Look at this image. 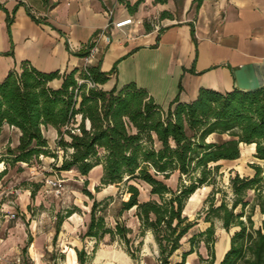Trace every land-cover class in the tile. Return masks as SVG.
Here are the masks:
<instances>
[{
  "label": "trees",
  "instance_id": "trees-1",
  "mask_svg": "<svg viewBox=\"0 0 264 264\" xmlns=\"http://www.w3.org/2000/svg\"><path fill=\"white\" fill-rule=\"evenodd\" d=\"M60 77V87L49 85ZM107 78L99 62L63 74L40 72L27 62L19 71H10L0 81V134L4 126H10L18 128L20 135L17 145H7L6 156L0 158L7 164L4 171L9 165L29 163L40 155L58 160V154L48 150L44 134L49 126L54 127L57 147L63 152L59 162L53 164L55 170L74 169L87 176L101 165L102 185L125 187L127 197L120 201L113 228L106 226L104 200H97L84 189L92 200L84 235L99 240L109 234L111 240L119 237L129 244L132 229L119 217L135 209L142 232L150 231L154 237L160 264H171L183 238L198 224L197 218L190 220L184 214L188 199L199 187L214 185L221 161L239 158L241 145L254 143L253 156L263 164L252 163V175L236 173L230 178V203L222 198L215 205L210 199L204 216L208 226L189 236V247L174 264H186L200 242L210 252L207 259L198 254L201 261L215 264V219L227 232L235 229L218 264H264V218L258 225L253 219L257 210L264 215V87L247 91L235 88L225 93L201 88L194 100L180 102L176 97L163 109L145 89L134 84L121 90H104L100 85ZM80 80H89L93 86ZM212 134H227L229 138L207 140ZM175 172L181 179L174 189L166 180ZM133 181L146 183L155 198L140 200V189ZM84 183L87 185L88 180ZM249 191H253L251 197ZM76 211H68L66 217ZM63 220L60 216L58 225ZM78 258L82 263L83 251H78Z\"/></svg>",
  "mask_w": 264,
  "mask_h": 264
},
{
  "label": "crops",
  "instance_id": "crops-1",
  "mask_svg": "<svg viewBox=\"0 0 264 264\" xmlns=\"http://www.w3.org/2000/svg\"><path fill=\"white\" fill-rule=\"evenodd\" d=\"M137 1L0 0V81L23 62L44 73H70L96 45L92 63L99 62L108 77L101 88L134 84L163 109L176 97L194 100L201 88L225 93L264 87V0H142L135 6ZM126 19L132 23L115 26ZM61 83L60 77L49 85ZM8 129L17 144L19 129ZM47 130L57 136L54 127ZM227 248L216 253L215 264ZM69 250L70 263H77L83 250ZM193 254L186 264L189 257L194 262Z\"/></svg>",
  "mask_w": 264,
  "mask_h": 264
},
{
  "label": "rangeland",
  "instance_id": "rangeland-1",
  "mask_svg": "<svg viewBox=\"0 0 264 264\" xmlns=\"http://www.w3.org/2000/svg\"><path fill=\"white\" fill-rule=\"evenodd\" d=\"M78 118V117H77ZM4 132V133H3ZM48 141V150L58 154V160L51 155L33 157L29 163L18 162L9 165L0 162V260L4 264H71L70 248L83 250L84 260L75 264H160L158 246L150 231L142 232L140 223L135 216V209L122 212L119 220L132 229L129 233L131 241L124 243L119 237L111 240L109 234L94 239L85 236L90 221L92 200L84 189L90 190L97 200H104V214L107 227H114L116 216L120 209V201L126 198L123 184H101L102 169L94 168L87 176L80 175L76 170L58 171L53 164L59 162L63 154L57 147L58 133L44 130ZM15 134L12 129L0 134V158L6 156L7 145L15 147ZM227 134L209 136L207 140L220 142L228 139ZM257 161L249 146L242 145L241 155L235 160L221 161L219 174L214 185L199 187L187 201L184 214L190 220L197 218L198 224L182 240V248L171 257V264L180 260V253L189 247L188 238L198 230L205 229L209 223L204 221L210 199L218 205L222 198L231 202L233 194L229 180L236 173L252 175V163ZM57 177L63 181V189L56 192L48 187L45 180ZM88 180L86 185L84 182ZM178 172L173 173L167 184L177 188L180 183ZM184 179V177H183ZM140 189V200L155 198L150 194V187L144 182H135ZM99 186V190H96ZM33 191V196L31 195ZM253 191H249L251 197ZM77 211L66 217L68 211ZM14 218H10L11 214ZM63 216V224L58 225L59 217ZM264 215L259 211L253 215L256 225L260 224ZM216 242L213 246L215 263H217L216 246L221 245L225 250L230 233L221 221L215 219ZM13 230V231H12ZM221 241V242H220ZM219 243V244H218ZM217 246V247H218ZM194 262L188 258L187 264H205L204 259L210 257V252L204 242L196 244ZM201 252V253H200ZM3 254V255H1Z\"/></svg>",
  "mask_w": 264,
  "mask_h": 264
},
{
  "label": "built area",
  "instance_id": "built-area-1",
  "mask_svg": "<svg viewBox=\"0 0 264 264\" xmlns=\"http://www.w3.org/2000/svg\"><path fill=\"white\" fill-rule=\"evenodd\" d=\"M132 23V19H126L115 23L116 27H122L126 24ZM98 51V48L96 45H93L89 49V53L84 56V65L82 67H85L89 64H92V62L95 59L96 53ZM86 81L89 86H93V84L89 80H80V82ZM45 183L48 187H50L52 190H55L56 192H60L63 189V181L60 178L57 177H48L45 180ZM15 214H11L10 218H14Z\"/></svg>",
  "mask_w": 264,
  "mask_h": 264
},
{
  "label": "bare ground",
  "instance_id": "bare-ground-1",
  "mask_svg": "<svg viewBox=\"0 0 264 264\" xmlns=\"http://www.w3.org/2000/svg\"><path fill=\"white\" fill-rule=\"evenodd\" d=\"M254 146H255V144L253 143V144H250V148L252 149H254ZM93 170V169H92ZM193 196V195H192ZM191 196V197H192ZM224 251V249L222 248V246L221 245H219L218 247H217V252H218V254H221L222 252Z\"/></svg>",
  "mask_w": 264,
  "mask_h": 264
}]
</instances>
